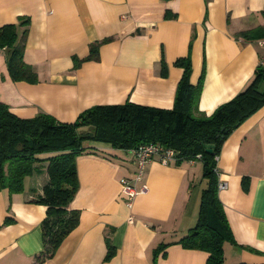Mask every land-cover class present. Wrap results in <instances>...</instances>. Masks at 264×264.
<instances>
[{"label":"crops","instance_id":"obj_1","mask_svg":"<svg viewBox=\"0 0 264 264\" xmlns=\"http://www.w3.org/2000/svg\"><path fill=\"white\" fill-rule=\"evenodd\" d=\"M262 12L264 0H0V26L29 18L24 60L39 78L13 80L7 49H0V101L19 116L44 112L60 122L126 100L171 108L183 72L175 61L189 56L191 82L203 73L198 108L210 114L253 78L264 37L237 34L264 26ZM107 37L98 60L74 68L73 56L85 57L91 42ZM85 146L69 204L80 211L79 223L52 258L36 261L46 206L33 200L48 181L47 162L25 178L22 192L0 190V264H205L206 251L176 243L198 219L200 160L150 162L138 183L147 190L129 207L120 179L135 170L131 151L97 141ZM217 169L235 240L224 242L223 264H264V106L226 137ZM108 242L114 254L106 260Z\"/></svg>","mask_w":264,"mask_h":264},{"label":"trees","instance_id":"obj_2","mask_svg":"<svg viewBox=\"0 0 264 264\" xmlns=\"http://www.w3.org/2000/svg\"><path fill=\"white\" fill-rule=\"evenodd\" d=\"M264 15V12H262ZM29 18L0 26V49H7V67L15 81H39L34 67L24 60ZM243 39L264 37V26L242 30ZM112 37L89 44V52L73 56L74 68L87 60L99 59V48ZM175 64L183 69L171 108L134 103L96 104L79 113L73 122H60L40 112L22 117L0 101V190L8 194L22 192L24 180L45 165L48 181L33 202L46 206L42 220L43 249L37 262L50 259L69 233L78 225L80 211L69 204L78 189L76 156L87 150L86 141H97L115 148L131 150L144 143H159L176 152V162L200 160L205 180L201 192L198 219L176 243L184 248L208 253L205 264H223L224 242L234 236L218 196V169L215 156L226 137L249 116L264 106V67L257 65L247 86L231 99L219 104L210 114L199 110L203 73L197 83L190 80L189 56ZM161 71L165 72L162 62ZM86 127L87 130H82ZM212 146L208 152L207 147ZM197 155H200L198 158ZM167 244L159 245L156 251ZM106 260L114 254L108 242Z\"/></svg>","mask_w":264,"mask_h":264},{"label":"built area","instance_id":"obj_3","mask_svg":"<svg viewBox=\"0 0 264 264\" xmlns=\"http://www.w3.org/2000/svg\"><path fill=\"white\" fill-rule=\"evenodd\" d=\"M259 44L261 46H264V39L259 40ZM258 65L264 67V54L260 56ZM130 151L133 156L135 170L132 176L123 177L120 179L121 191L129 207L132 206L136 196L143 194L147 190L145 184H141L138 186V183L142 182L144 172L150 162L158 161L163 165H169L173 162H176L177 160L176 152L174 149L165 147L159 143L140 144ZM197 157L199 158L200 155H197ZM215 159L218 160V155L215 156ZM226 186V182L220 180L218 177V191L224 189Z\"/></svg>","mask_w":264,"mask_h":264},{"label":"water","instance_id":"obj_4","mask_svg":"<svg viewBox=\"0 0 264 264\" xmlns=\"http://www.w3.org/2000/svg\"><path fill=\"white\" fill-rule=\"evenodd\" d=\"M211 147H212V146H208V147H207V151H208V152H211V151H212V148H211Z\"/></svg>","mask_w":264,"mask_h":264},{"label":"rangeland","instance_id":"obj_5","mask_svg":"<svg viewBox=\"0 0 264 264\" xmlns=\"http://www.w3.org/2000/svg\"><path fill=\"white\" fill-rule=\"evenodd\" d=\"M204 182H205V180H204Z\"/></svg>","mask_w":264,"mask_h":264}]
</instances>
